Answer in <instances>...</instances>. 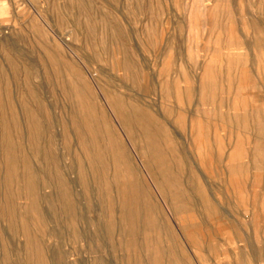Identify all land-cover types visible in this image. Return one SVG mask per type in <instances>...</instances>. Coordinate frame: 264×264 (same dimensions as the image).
<instances>
[{
    "label": "rangeland",
    "instance_id": "rangeland-1",
    "mask_svg": "<svg viewBox=\"0 0 264 264\" xmlns=\"http://www.w3.org/2000/svg\"><path fill=\"white\" fill-rule=\"evenodd\" d=\"M264 263V0H0V264Z\"/></svg>",
    "mask_w": 264,
    "mask_h": 264
},
{
    "label": "built area",
    "instance_id": "built-area-1",
    "mask_svg": "<svg viewBox=\"0 0 264 264\" xmlns=\"http://www.w3.org/2000/svg\"><path fill=\"white\" fill-rule=\"evenodd\" d=\"M260 264H264V263H260Z\"/></svg>",
    "mask_w": 264,
    "mask_h": 264
}]
</instances>
